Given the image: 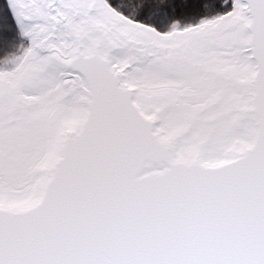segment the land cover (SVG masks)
<instances>
[{"label": "snow or ice", "instance_id": "snow-or-ice-1", "mask_svg": "<svg viewBox=\"0 0 264 264\" xmlns=\"http://www.w3.org/2000/svg\"><path fill=\"white\" fill-rule=\"evenodd\" d=\"M0 264H264V0H0Z\"/></svg>", "mask_w": 264, "mask_h": 264}]
</instances>
